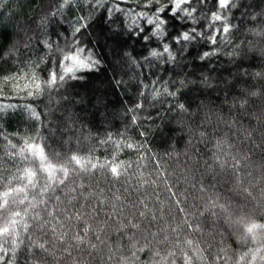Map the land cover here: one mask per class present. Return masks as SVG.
<instances>
[{
    "label": "trees",
    "instance_id": "1",
    "mask_svg": "<svg viewBox=\"0 0 264 264\" xmlns=\"http://www.w3.org/2000/svg\"><path fill=\"white\" fill-rule=\"evenodd\" d=\"M258 221L264 0H0V264H264Z\"/></svg>",
    "mask_w": 264,
    "mask_h": 264
},
{
    "label": "rangeland",
    "instance_id": "2",
    "mask_svg": "<svg viewBox=\"0 0 264 264\" xmlns=\"http://www.w3.org/2000/svg\"><path fill=\"white\" fill-rule=\"evenodd\" d=\"M224 223V225H225V228L230 232V233H234L233 231H234V228L235 227H233L234 225L233 224H226L225 222H223ZM234 224H239V221H238V223L236 222H233ZM237 227V226H236ZM234 236H235V238H236V235L234 234ZM241 239V238H240ZM242 240V239H241ZM226 264H228V263H226Z\"/></svg>",
    "mask_w": 264,
    "mask_h": 264
},
{
    "label": "snow or ice",
    "instance_id": "3",
    "mask_svg": "<svg viewBox=\"0 0 264 264\" xmlns=\"http://www.w3.org/2000/svg\"><path fill=\"white\" fill-rule=\"evenodd\" d=\"M217 3L223 4V0H217ZM166 14L167 15H174V13L170 9L166 12ZM150 29H151V24L149 23L147 30H150ZM153 54H155V53H153ZM68 71H71V69H68Z\"/></svg>",
    "mask_w": 264,
    "mask_h": 264
},
{
    "label": "clouds",
    "instance_id": "4",
    "mask_svg": "<svg viewBox=\"0 0 264 264\" xmlns=\"http://www.w3.org/2000/svg\"><path fill=\"white\" fill-rule=\"evenodd\" d=\"M258 223L264 224V221H258Z\"/></svg>",
    "mask_w": 264,
    "mask_h": 264
}]
</instances>
